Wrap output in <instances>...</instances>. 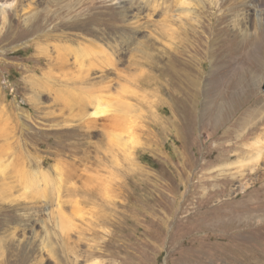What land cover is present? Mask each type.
<instances>
[{"label":"rangeland","instance_id":"1","mask_svg":"<svg viewBox=\"0 0 264 264\" xmlns=\"http://www.w3.org/2000/svg\"><path fill=\"white\" fill-rule=\"evenodd\" d=\"M223 2L0 0V264H264V162L222 169L224 147L264 134V51L262 68L233 41L208 52ZM79 97L128 122L89 125ZM226 200L260 224L217 237Z\"/></svg>","mask_w":264,"mask_h":264},{"label":"bare ground","instance_id":"2","mask_svg":"<svg viewBox=\"0 0 264 264\" xmlns=\"http://www.w3.org/2000/svg\"><path fill=\"white\" fill-rule=\"evenodd\" d=\"M223 1L224 2L221 4V9H223V7H224V10H223L221 15H218L215 18L216 23L214 22V20H212V18H210V16H208L209 25L207 28L211 29L213 36L215 37L214 39H216V38L219 39L218 42L216 43V45L214 43H211V49H209L208 52H213V49H212L213 46L215 47L214 51H216L218 43L220 40H222V42H224V44H226L228 41H233V42H236V49H238L239 51H242L244 54L248 55L250 58L257 59L256 58V55H257L258 60L256 61V66H258V68H262V63H261V58H262L261 56L262 55H261V53L264 51V36H261L260 29L264 28V18H263L264 13H263V11L257 12V10H259V8L261 6H263V8H264V0H223ZM215 4L218 5L217 2L211 3V5H212L211 9H217L214 7ZM181 6L182 7H190L191 4H189L187 2H182ZM256 12H257V14H256ZM189 14H190V12H188V14L186 16H188ZM210 15H212V13H210ZM205 22L202 23L201 21L198 20L199 28L205 27L204 26ZM189 47L191 48V46H189ZM186 49H184V51H182V52L184 53V57L187 60L182 59L181 61H178L179 66H180L178 76H179V79L185 85V87L189 91L194 92L195 87L198 83L197 80L194 78V75H193V69L195 66H192L190 63V61H191L190 59L194 60V57L191 55L190 50H186ZM209 55H211V54H209ZM260 79H261V77H258V79H256V81H255L256 84L259 83ZM89 88L87 89V92H89L92 96L93 93H95V91L93 90V88L92 89L91 88L89 89ZM78 99L80 101H84L86 106L88 105V106L93 107L94 112L90 115L91 119H89V125H94V123H95L94 118L109 117L110 115L111 116L109 119H112L111 121H116L122 125L124 123L128 122L126 119L127 109L125 108V106H126L125 104H123L124 105L123 106V105L118 104L115 101L112 102L108 99H103V98H99V97H94L90 101L84 97L83 98L79 97ZM119 110L121 111V113H123V116H122V114L117 115ZM119 116L123 117L125 119L119 118ZM261 117H262V115H261ZM244 118L247 119L246 117H244ZM113 124H115V123L113 122ZM126 132L127 131H122L121 129H117V130L115 129V131L113 133V139L112 140L113 141L115 140V142L118 145H126V144L132 145L131 140H128V141L125 140ZM229 146L224 147L227 150H231V151L226 152L224 154V158L226 159L225 161H228L222 167V169L224 171L234 169V170L238 171L237 173H243L246 171H249V172L251 171L252 173L253 172L256 173L258 171L259 164L261 162H264V134L258 135L257 138L254 140V142L251 144L241 143L237 146L236 145L234 146V144H233V146H230V147ZM235 150H236V152H235ZM234 158H236V161L234 160V162H233L232 160ZM2 163L0 164V172L2 171V169H1ZM43 175H45V174H43ZM30 178L31 177H29V180H30ZM27 181H28V178H27ZM34 181H35V179H34ZM44 181H45L46 187H48L49 181L48 180H44ZM27 187L29 188V190H31V189L35 190L36 189L37 194H43V191L38 184L33 185L31 183H28ZM54 189L57 191L59 190V193H60V186H58L57 183H56ZM232 205H233V203H231V201L226 200V201H223L222 203L218 204L213 210V211H217V210L221 209L220 212L223 216L220 220L219 229H218V230H221L223 234H221L222 236H217L219 238H223L224 236H226L225 234L228 233L230 231V229H232L231 226H233V224H231V223H234V224L238 223V224H240L241 227H243V226L249 227V226L253 225V222H255L256 219L261 217L255 213V210L253 212L242 214V212L245 210V209H243L242 204L236 205V206H234V208L232 207ZM208 211L212 212L210 210H208ZM201 212L202 211L199 208H195V213L191 215L192 216L191 218L192 219L197 218V217L199 218V216L202 217ZM74 215L75 214H73L72 217H75ZM205 215H204L205 218L209 217L208 214H205ZM256 222L259 223L260 220H258ZM60 226H62V225H60ZM240 226H239V228H240ZM249 234L247 231L246 232L244 231L242 236L247 238V236H249ZM253 234H254V232H253ZM240 247H242V246H240ZM240 247H239V250H240ZM252 247H254V246H249L248 250L250 251V249ZM198 259L199 258L196 257V260H198Z\"/></svg>","mask_w":264,"mask_h":264},{"label":"trees","instance_id":"3","mask_svg":"<svg viewBox=\"0 0 264 264\" xmlns=\"http://www.w3.org/2000/svg\"><path fill=\"white\" fill-rule=\"evenodd\" d=\"M150 161V158L145 157L144 162L149 163Z\"/></svg>","mask_w":264,"mask_h":264}]
</instances>
